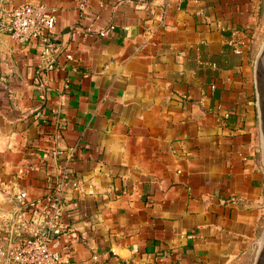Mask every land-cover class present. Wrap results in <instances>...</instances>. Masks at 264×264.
Here are the masks:
<instances>
[{"label": "crops", "instance_id": "1", "mask_svg": "<svg viewBox=\"0 0 264 264\" xmlns=\"http://www.w3.org/2000/svg\"><path fill=\"white\" fill-rule=\"evenodd\" d=\"M26 3L57 15L59 50L48 68L38 42L0 32V248L16 195L41 200L66 168L52 243L70 250L62 264L249 259L264 234L254 47L264 0L0 9Z\"/></svg>", "mask_w": 264, "mask_h": 264}, {"label": "built area", "instance_id": "2", "mask_svg": "<svg viewBox=\"0 0 264 264\" xmlns=\"http://www.w3.org/2000/svg\"><path fill=\"white\" fill-rule=\"evenodd\" d=\"M56 22L57 15L43 3L0 9V32H6L20 42H38L40 56L48 68L55 66V53L59 50L54 36ZM109 29L103 30L101 35H106ZM233 48L240 52L238 45ZM67 57L71 55L67 54ZM66 177L65 168L59 182L41 200L28 198L23 191L16 195L14 228L10 231L7 249L0 248V262L4 258L9 264L63 263V255L70 252L69 248L56 249L52 243L62 234V186Z\"/></svg>", "mask_w": 264, "mask_h": 264}, {"label": "water", "instance_id": "3", "mask_svg": "<svg viewBox=\"0 0 264 264\" xmlns=\"http://www.w3.org/2000/svg\"><path fill=\"white\" fill-rule=\"evenodd\" d=\"M256 89L258 94V108L260 126L263 136L264 148V43L261 46L255 65ZM255 264H264V234L263 242L258 250Z\"/></svg>", "mask_w": 264, "mask_h": 264}, {"label": "rangeland", "instance_id": "4", "mask_svg": "<svg viewBox=\"0 0 264 264\" xmlns=\"http://www.w3.org/2000/svg\"><path fill=\"white\" fill-rule=\"evenodd\" d=\"M255 27H256V29H255L256 30V34H255L256 44L254 47H255V50L257 51L262 46V44L264 43V11L262 12L260 18H258V22L255 24ZM257 135L261 141L260 142L261 146H262L261 150H262L263 155H264L263 136H262L261 126H260V119H259L258 124H257ZM262 242H263V236L258 241V247L255 248L252 256L249 259H245L240 264H255L256 256H257L258 250H259Z\"/></svg>", "mask_w": 264, "mask_h": 264}, {"label": "trees", "instance_id": "5", "mask_svg": "<svg viewBox=\"0 0 264 264\" xmlns=\"http://www.w3.org/2000/svg\"><path fill=\"white\" fill-rule=\"evenodd\" d=\"M225 48H226V47H225ZM226 50H227L228 52H230V51H231V47H230V48H228V49L226 48ZM232 50H233V49H232Z\"/></svg>", "mask_w": 264, "mask_h": 264}]
</instances>
